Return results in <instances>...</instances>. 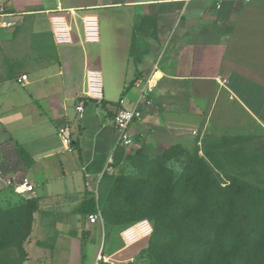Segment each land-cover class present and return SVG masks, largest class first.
Returning <instances> with one entry per match:
<instances>
[{
	"label": "crops",
	"instance_id": "obj_1",
	"mask_svg": "<svg viewBox=\"0 0 264 264\" xmlns=\"http://www.w3.org/2000/svg\"><path fill=\"white\" fill-rule=\"evenodd\" d=\"M0 6L15 14L17 23L0 29V176L5 184L29 178L35 187L32 195L52 208H67L69 197L84 196L113 167L108 170L107 159L117 137L114 106L105 99L103 86L102 98L87 96L89 72H99L103 84L102 72L91 60L101 57L102 18L111 30L126 31L122 38L128 59L132 53L139 57L132 62V80L149 77L164 50L154 79L157 86L141 121L131 127L134 145L159 146L166 134L201 141L211 125H228L233 109L264 129V67L251 64L255 58H247L242 49L244 40L253 36L264 51V0H0ZM54 17L66 24L68 42L56 40ZM84 18L94 19L97 41L85 39ZM113 38L118 41L117 35ZM147 57H155L149 66L144 64ZM22 75L28 77L26 84L19 82ZM125 89L121 97L131 107L139 88L133 84ZM179 119L191 120L193 126ZM66 121L70 149L58 135ZM59 154L67 165L76 162V155L83 190L69 197L41 195L38 182L45 186L52 180ZM53 214L64 224L76 223V237L80 235L78 215L73 212L69 219L54 209L45 213L46 218Z\"/></svg>",
	"mask_w": 264,
	"mask_h": 264
},
{
	"label": "rangeland",
	"instance_id": "obj_2",
	"mask_svg": "<svg viewBox=\"0 0 264 264\" xmlns=\"http://www.w3.org/2000/svg\"><path fill=\"white\" fill-rule=\"evenodd\" d=\"M100 26L102 43L98 47L101 50V57H91V60L96 62L95 66L102 72L105 99L114 106V102L119 101L124 95L125 88L131 87L132 62L134 58L139 57L132 53L130 60L128 59L126 53L128 47L122 38L123 34H126L125 30H111L103 18ZM254 33H257V29ZM114 35L118 36V41L113 38ZM250 38L249 36L244 40L242 49L244 52L247 50V58L248 56L255 58L251 64L256 67L262 64L264 67V51L258 46L259 37ZM262 41L264 42L263 38ZM154 58L147 57L149 60H146L144 64L149 66ZM179 120H182L185 126H193L191 120ZM228 121V125H211L205 135L220 139L221 142L218 144L222 145L233 140H246L264 135V129L238 109L232 110V116L228 118ZM57 145L61 150L64 149L61 143ZM211 146L214 148L213 144ZM197 147H199L197 139L194 137L176 139L166 134L161 137L159 146L150 147L137 141L136 145L119 150L115 166L113 165L104 178L102 176L95 181L89 191L99 201L103 225L98 222L96 226L90 228L87 226L88 219L82 220L78 215L80 221L78 237L64 234L65 231H74L76 223L64 224L60 221L61 218L57 220L54 214L48 218L45 215L54 209L61 212L63 216L68 215L70 219L71 213L77 206L76 203L82 200V195L69 197L83 190V173L75 154L76 162L73 165H67L64 158V155L73 156L72 153L66 152L64 155L56 156L54 162L57 168L52 175V180L45 186L42 181L38 182V192L41 195L68 194L67 208L60 205L52 208L49 204L43 203L39 196L17 193L8 187L0 176V232L3 235V239H0V264H95L99 253L107 258L106 264H149V257L158 260L159 264H177L171 261L173 253L182 250L183 262L187 261L185 264H190L189 262L208 264L203 256L206 253L203 252V247H207L208 252H213L212 256L216 255L223 251L224 240L232 233L227 209L225 212L215 210L212 206L213 199L215 201L214 196L209 198L201 192L203 190L199 191L214 183L208 172L216 173L215 181L223 189L234 186L233 191L236 192L224 197L227 207H230L232 203H238L236 198L239 193L244 192V189L250 195L253 189L261 191V199L258 201L263 203L264 159L217 157L216 169L213 167L206 172L207 170L203 171L204 167H198L194 161V151ZM114 148L115 143L108 156H112ZM200 150L199 147V156L203 158ZM39 178L41 180V176ZM196 192L199 193L196 194ZM182 198L191 204L188 203L185 214L181 215L176 210L173 212L169 206L179 203ZM106 202L107 206H105ZM133 202L140 205L149 203L161 205L165 212L170 213L169 224L163 236V240L166 239L167 242H162L165 248L159 256L152 252L149 236L130 246H127L121 237L124 230L141 221L147 220L150 224L153 223L151 226L152 229L154 228V222L149 218L136 219L139 211L132 210ZM104 208H107L105 212ZM244 213L241 211L240 215ZM198 215L202 218L201 221L211 224L210 228L214 229V240L206 241L203 245L200 244L199 236L203 229L196 220ZM30 217L32 221L29 225ZM261 219L264 222V218ZM35 222H37L36 226ZM263 222L258 224L259 232L264 230ZM262 234L264 235V232ZM40 241L51 246L38 245ZM255 255V252L250 255L246 264H256ZM200 258L203 259L200 260ZM216 262L217 260L214 259L211 264Z\"/></svg>",
	"mask_w": 264,
	"mask_h": 264
},
{
	"label": "trees",
	"instance_id": "obj_3",
	"mask_svg": "<svg viewBox=\"0 0 264 264\" xmlns=\"http://www.w3.org/2000/svg\"><path fill=\"white\" fill-rule=\"evenodd\" d=\"M135 80L136 79H133L131 81L130 86H133ZM218 142H221V140L218 138H212L210 136H204L201 141H197V145L200 147V151H202L203 153V158L199 156V147H197V149L194 151V161L198 167L201 166L205 168L203 169V171L207 170L206 172H208L212 170L213 167H217V157H232L248 160L252 158L264 159V135L256 138H248L246 140H233L230 141V143H226L224 145L218 144ZM212 144L214 145V148L211 146ZM78 145L79 143L74 145V148H76L77 150L79 149ZM123 148L125 147L119 146L115 148L113 152L114 166L116 155L118 151ZM105 174L103 175V178ZM208 174L212 176L211 181L214 183L209 184L203 189H199V191L203 190L201 192L208 195L209 198L211 196H214L215 201L213 199L212 206L215 208V210L218 209V211L225 212V210L227 209V212L230 215L229 226L232 233L228 238L224 240L225 243L222 247L223 251L219 252L216 255L212 256L213 252H208V248L203 247V252H206L203 255L207 260L206 262H208V264H211L212 261L216 259L217 262L215 264H246L247 258L255 252L256 258L254 262L256 264H264V235L262 234L264 230L259 232L258 229V224L263 222L261 218H264V202L262 203L258 201L261 199L260 195H262V192L253 189V192L250 195L249 192L244 189V192L239 193L236 198V201L238 203H232L230 207H227L226 202H224V197L226 198L228 195L236 192L233 191L234 186L232 188L230 187L228 189H223L215 181L217 177L216 173L208 172ZM198 193L199 192H196V194ZM188 203L191 204L190 202H187L185 198H182L179 203L170 204L169 207H171V210L173 212L174 210H176L182 215L185 214ZM131 205L133 206L132 208H134L132 210L139 211L138 216L136 217L137 220L149 218L150 220H152V222H154L153 232L149 236V243L154 255L159 256V254H161V252H163L165 248H163L162 242H167L166 239L163 240V236L165 234L167 225L169 224L170 213L165 212L164 207H162L161 205L157 206L153 203L140 205V203L133 202V204ZM105 206H107V202L105 203ZM106 209L107 208L103 209L104 212ZM241 211L242 213L245 212L244 215H240ZM73 212L79 215L82 220H85L89 215L100 212L99 201L93 194L86 191L82 200L75 207ZM197 218L198 219L196 220H198V222L201 224V228L203 229V231H201L202 234L199 236V238H201L200 244L203 245L206 244V241H213L214 229L210 228L211 224L201 221L202 218H199V215L197 216ZM31 219L32 217L28 218L29 225L32 221ZM70 235L76 237L77 233L75 231H71ZM0 239H3V235L1 232ZM1 241L3 242V240ZM38 245L49 246L50 244L40 241L38 242ZM182 253H184L183 250L176 253L174 252L171 261L176 262L177 264H185L187 261L185 263L183 262L184 256ZM198 257L199 256H197V258ZM201 259L203 258H200V260ZM148 260L149 264H159L158 260L153 259V257H149ZM189 263L192 264L193 262ZM98 264H106V262L101 260ZM201 264H204V262Z\"/></svg>",
	"mask_w": 264,
	"mask_h": 264
},
{
	"label": "built area",
	"instance_id": "obj_4",
	"mask_svg": "<svg viewBox=\"0 0 264 264\" xmlns=\"http://www.w3.org/2000/svg\"><path fill=\"white\" fill-rule=\"evenodd\" d=\"M15 14L9 13L6 9L0 6V29H9L17 25L16 21L13 20L15 18ZM53 28H54V34L56 37V40L59 43H65L69 41V32L68 28H66V24H64V21L62 18L54 17L53 18ZM84 24V35L85 39L90 42L97 41V32H96V25L93 18H84L83 19ZM164 50L161 52L159 57H157L156 61L153 65V71L150 74L149 77L145 79H137L134 83L135 87L139 88V93L136 98V100L132 103L131 107H126L128 101L121 97L119 101L114 105L113 110V124L117 131V137H116V144L115 148L122 146V147H131L134 145V138L135 134L132 132V125L135 122L141 121L143 117V109L146 107V105L149 104V96L156 88L157 84L154 82L156 72L159 70L160 62L163 58ZM89 72L88 74V91L87 96L92 98H102L101 90L98 89V86L95 82L92 81V76ZM27 75H22L19 78V82H22L23 84L27 83ZM78 112L83 111L82 106L77 107ZM194 135L197 134V132H193ZM58 135L61 137L63 144L67 149H70L71 145V131L68 122L66 121L63 125L58 127ZM114 163L113 155L108 160V170L111 169V166ZM6 184L8 186H11L14 188L16 192L19 193H30L34 194L35 189L34 186L31 184V182L27 178L22 179H11L7 180ZM88 221L90 224H96L98 222H101L103 225V219L100 214V212L96 214H91L88 216ZM144 229L142 230L144 233V236L142 238L148 237L153 232L151 224L145 220L137 223L136 225H143ZM129 228L124 230L121 233V237L125 244L129 246L127 240L123 237V234L127 232ZM128 239H131L132 236L129 234L127 236ZM133 241V240H132ZM102 260V257L98 258V263ZM103 260L105 261V258L103 257ZM97 263V264H98Z\"/></svg>",
	"mask_w": 264,
	"mask_h": 264
},
{
	"label": "bare ground",
	"instance_id": "obj_5",
	"mask_svg": "<svg viewBox=\"0 0 264 264\" xmlns=\"http://www.w3.org/2000/svg\"><path fill=\"white\" fill-rule=\"evenodd\" d=\"M92 81L96 83L98 86V89L102 91V84H101V74L96 71H92ZM143 225H134L130 227L126 233L123 234V237L127 240L129 246L137 242L138 240L142 239L144 236V232L142 231L144 229ZM131 234L132 238L128 239L127 236ZM133 240V241H132Z\"/></svg>",
	"mask_w": 264,
	"mask_h": 264
}]
</instances>
